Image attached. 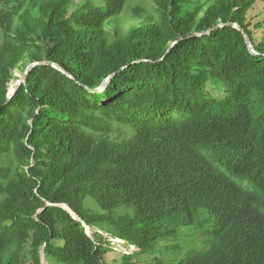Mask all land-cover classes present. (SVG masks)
Here are the masks:
<instances>
[{
    "label": "trees",
    "instance_id": "16d2710c",
    "mask_svg": "<svg viewBox=\"0 0 264 264\" xmlns=\"http://www.w3.org/2000/svg\"><path fill=\"white\" fill-rule=\"evenodd\" d=\"M128 1L0 0V264L152 253L202 212L209 242L177 264H264L258 0ZM229 21L260 55L233 26L187 37Z\"/></svg>",
    "mask_w": 264,
    "mask_h": 264
},
{
    "label": "rangeland",
    "instance_id": "374dc122",
    "mask_svg": "<svg viewBox=\"0 0 264 264\" xmlns=\"http://www.w3.org/2000/svg\"><path fill=\"white\" fill-rule=\"evenodd\" d=\"M81 1L82 0H78V2ZM93 1L99 2V0ZM153 3L154 0H129L127 9H130V7L135 4L150 7ZM250 15L256 22L264 20V0H258V2L255 3ZM138 21L139 20L133 18L123 20V30L127 31L130 25L137 23ZM255 33L257 39H260L262 34H264L261 28L257 29ZM22 76L23 71H21V69H17L15 71V77L12 80L13 82H10L9 89L13 88ZM212 92L214 95L219 94L215 89L212 90ZM110 136L114 140L118 141L124 138L126 134L125 132L114 130L111 132ZM88 200L93 199L89 197L86 198V203L88 202V205L93 207L97 213L103 212L101 210L102 208L98 204L95 205L94 202ZM125 208L126 207H120L114 210L113 214H124L126 213V210H124ZM212 225L213 220H211L210 216L202 212V214L192 224H183L177 229L176 233L167 234L166 238L160 239L157 248L152 253H141L138 251L137 247H117L109 254L108 264H177L182 258L189 255L193 249L204 247L208 244L210 239L209 231L211 230ZM28 250L29 248H26V251ZM128 254L142 255V258L140 259L137 256H134L130 259V262H128V260L125 259L129 256ZM25 256H27V259L24 258V261L27 263L30 255ZM42 264H49L44 253H42Z\"/></svg>",
    "mask_w": 264,
    "mask_h": 264
},
{
    "label": "water",
    "instance_id": "95a60500",
    "mask_svg": "<svg viewBox=\"0 0 264 264\" xmlns=\"http://www.w3.org/2000/svg\"><path fill=\"white\" fill-rule=\"evenodd\" d=\"M225 26H233V27H236L237 29H239V30L243 33V35H244V37H245V39H246V42H247L249 48L251 49V51H252L255 55H260V52H259V51L256 49V47L254 46V44H253V42H252V40H251L249 34L246 32L245 28H244L240 23H238V22L229 21V22H226V23H220V24H218V25H216V26H214V27H212V28H210V29H208V30H206V31H203V32H194V33L188 35L187 37H196V36L206 35V34H209V33L213 32L214 30L220 29V28L225 27ZM178 40H179V38L176 39V40L171 44V46L174 45ZM39 63H40V62H38V61L31 63V64L27 67V69L25 70L23 76L17 81L16 85H15L13 88H10V89H9V92H8V102L11 101L12 97L14 96V94L16 93V91L18 90V88L20 87V85L26 81V78H27V76H28L30 70H31L34 66L38 65ZM41 63H47V64H50V65H52L53 67H55L57 70H60V71H62V72L65 73V74H68V72H67L66 70H64L63 68H61V67H60L58 64H56L55 62L42 61ZM123 68H125V67H123ZM123 68H122V69H123ZM114 74H115V72L112 73L111 75H109V76L103 81V83H102L98 88L94 89V91H100V90H102V89L106 86V84L108 83L109 79H110ZM68 75H70V74H68ZM70 76H71V75H70Z\"/></svg>",
    "mask_w": 264,
    "mask_h": 264
},
{
    "label": "clouds",
    "instance_id": "9594fccd",
    "mask_svg": "<svg viewBox=\"0 0 264 264\" xmlns=\"http://www.w3.org/2000/svg\"><path fill=\"white\" fill-rule=\"evenodd\" d=\"M42 253H44V251L42 250ZM44 255H45V253H44Z\"/></svg>",
    "mask_w": 264,
    "mask_h": 264
},
{
    "label": "bare ground",
    "instance_id": "6f19581e",
    "mask_svg": "<svg viewBox=\"0 0 264 264\" xmlns=\"http://www.w3.org/2000/svg\"><path fill=\"white\" fill-rule=\"evenodd\" d=\"M13 82V81H12Z\"/></svg>",
    "mask_w": 264,
    "mask_h": 264
}]
</instances>
